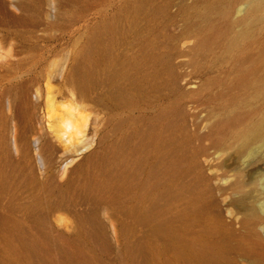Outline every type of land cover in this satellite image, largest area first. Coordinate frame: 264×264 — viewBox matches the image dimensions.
Masks as SVG:
<instances>
[{"label": "rangeland", "instance_id": "obj_1", "mask_svg": "<svg viewBox=\"0 0 264 264\" xmlns=\"http://www.w3.org/2000/svg\"><path fill=\"white\" fill-rule=\"evenodd\" d=\"M210 1L0 0V264H264L231 85L264 8L228 55L247 0H219L202 48Z\"/></svg>", "mask_w": 264, "mask_h": 264}, {"label": "bare ground", "instance_id": "obj_2", "mask_svg": "<svg viewBox=\"0 0 264 264\" xmlns=\"http://www.w3.org/2000/svg\"><path fill=\"white\" fill-rule=\"evenodd\" d=\"M218 3H220L219 0H211L207 6L205 23L203 24L202 28H206L208 32L204 34L198 41V45L202 48H206L210 45L214 34H226V30L224 28L218 29L215 21H213L212 16L215 14H220L221 12L220 4ZM263 8L264 0H247L241 11V14L236 18L234 17L233 23L240 22L242 23V26L235 33V35L228 38L226 45V53L228 55H235L242 51L248 39L252 36L253 23L256 18L255 14ZM258 63L259 64L252 66L248 72H238L236 79L231 83L232 86H235L236 84L247 86L251 89L252 93V102H248L246 106L250 107L248 108L253 111V115L249 118L248 122L242 127L238 134L241 140V155L251 164L257 163L259 161L264 162V48L259 54ZM259 104H262V106L258 110L257 107ZM232 112L233 113L228 115L226 119L227 121H232L240 116V111L235 110ZM91 154L92 152L88 153L87 157ZM78 164L79 163L69 166V168L71 167L69 171H73ZM251 185L250 200L246 201V196H242L239 198V201L243 203V206L246 209V216L255 221H263L264 180L263 178H255L253 183L251 182ZM258 260L260 261V258Z\"/></svg>", "mask_w": 264, "mask_h": 264}, {"label": "water", "instance_id": "obj_3", "mask_svg": "<svg viewBox=\"0 0 264 264\" xmlns=\"http://www.w3.org/2000/svg\"><path fill=\"white\" fill-rule=\"evenodd\" d=\"M35 144H36V142H35Z\"/></svg>", "mask_w": 264, "mask_h": 264}]
</instances>
